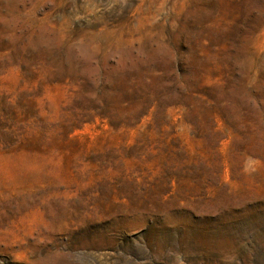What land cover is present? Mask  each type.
Listing matches in <instances>:
<instances>
[{"label":"rangeland","instance_id":"obj_1","mask_svg":"<svg viewBox=\"0 0 264 264\" xmlns=\"http://www.w3.org/2000/svg\"><path fill=\"white\" fill-rule=\"evenodd\" d=\"M0 264H264V0H0Z\"/></svg>","mask_w":264,"mask_h":264},{"label":"trees","instance_id":"obj_2","mask_svg":"<svg viewBox=\"0 0 264 264\" xmlns=\"http://www.w3.org/2000/svg\"><path fill=\"white\" fill-rule=\"evenodd\" d=\"M194 110H195L194 108H191V111H192V112H194Z\"/></svg>","mask_w":264,"mask_h":264}]
</instances>
